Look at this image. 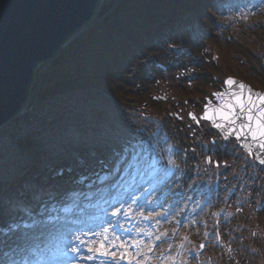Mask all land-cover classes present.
<instances>
[{
	"label": "rangeland",
	"instance_id": "374dc122",
	"mask_svg": "<svg viewBox=\"0 0 264 264\" xmlns=\"http://www.w3.org/2000/svg\"><path fill=\"white\" fill-rule=\"evenodd\" d=\"M263 10L264 0H249L236 14L226 3L217 16L227 20L239 40L264 56V33L259 31L264 28ZM145 60L150 74L147 90L165 95L167 108L190 132L191 145L177 135L176 123L150 106L126 103L93 87L55 94L39 103L28 99L24 111L0 127V235L20 225L62 226L37 236L28 246L36 255L20 258L23 264H41L44 256L42 264H69V255L75 264H264V166L235 138L223 139L199 117L206 98H213L223 83L213 87L195 83V71L181 78L180 70L159 63L153 74L154 59L148 55ZM38 66L37 70L45 68L44 63ZM180 86L205 94L186 97ZM112 111L132 115L137 130L131 146L138 145L162 170L155 178L146 176L130 199L120 192L108 194L118 177L113 160L71 159L69 154L73 135L67 125L79 124L74 130L82 137L87 135L81 129L85 123L119 121V113ZM25 135L31 144L24 146L20 140ZM186 153L194 159L185 161ZM57 168L72 178L59 175ZM164 193L177 195L166 200ZM108 195L119 211L114 229L113 216L96 218L98 213L81 209ZM136 222L143 224L134 227ZM17 260L9 257L5 264Z\"/></svg>",
	"mask_w": 264,
	"mask_h": 264
},
{
	"label": "trees",
	"instance_id": "16d2710c",
	"mask_svg": "<svg viewBox=\"0 0 264 264\" xmlns=\"http://www.w3.org/2000/svg\"><path fill=\"white\" fill-rule=\"evenodd\" d=\"M248 1L103 0L95 18L70 37L68 43L44 63V69H36L28 99L39 103L55 94L93 87L123 102L150 106L176 123L177 135L191 145L190 132L182 125L180 116L167 108L165 95L147 90L145 81L150 74L144 67V59L148 55L154 59L150 63L153 74L159 63L172 71L180 70L177 72L181 78L193 70L195 83H208L211 87L233 75L255 88L264 89V56L239 40L227 20L217 16V11L226 3L236 14L241 11L243 2ZM219 24L222 25L220 33L216 29ZM259 31L264 33V28ZM179 92L186 97L205 94L202 89L196 91L183 86ZM20 143L25 146L31 144V140L25 135ZM188 158L194 159L189 154ZM58 172L72 178L71 173L63 169ZM54 231V225L36 224L20 225L2 233L0 264H5L9 257L36 255L30 254L28 246L36 242L37 236ZM15 264L23 263L19 259Z\"/></svg>",
	"mask_w": 264,
	"mask_h": 264
},
{
	"label": "water",
	"instance_id": "95a60500",
	"mask_svg": "<svg viewBox=\"0 0 264 264\" xmlns=\"http://www.w3.org/2000/svg\"><path fill=\"white\" fill-rule=\"evenodd\" d=\"M98 0H0V126L15 117L26 103L34 80L37 66L51 58L62 44L88 21L94 14ZM232 78L237 81L228 85ZM248 87L240 89L239 84ZM221 93H241L247 100L251 93L255 107L252 109L254 119L247 120L246 113L236 107L238 116L224 120L216 109L235 101L230 95L218 97ZM263 89L254 88L251 84L237 76H227L222 89L214 92V97L207 98L200 117L208 120L224 139L236 138L250 155L264 164V136L257 131V119L260 110L264 109ZM211 109V111H210ZM235 120L232 123L231 120ZM264 123V119H261ZM219 124L221 127H217ZM241 125H250L241 129ZM255 133V135H254Z\"/></svg>",
	"mask_w": 264,
	"mask_h": 264
},
{
	"label": "bare ground",
	"instance_id": "6f19581e",
	"mask_svg": "<svg viewBox=\"0 0 264 264\" xmlns=\"http://www.w3.org/2000/svg\"><path fill=\"white\" fill-rule=\"evenodd\" d=\"M102 2L103 0L97 1L92 17L84 22L77 31L70 35V37L83 30L82 28L84 25L95 18ZM70 37L64 44H62V46L68 43ZM55 53L56 52L52 54L51 58ZM48 60H45L40 64L46 63ZM24 108L25 106H23L19 113H22ZM112 113H119V121L113 122L106 119L104 122L101 121L95 124L93 122L85 123V126H82L81 129L86 131L87 135L82 137L77 136L74 130L79 127V124L69 123L66 128H68V134L73 135L68 141L69 154L71 159H76L82 156L85 158L103 156L113 160L114 165H118L114 168L115 171L118 172V177L116 183L113 184V188L111 191L109 190L108 194H117L120 192L123 197L130 199L133 198V192L135 194L138 188L146 182L144 180L146 176L149 178H155L162 172V170H159L158 166L155 165L154 158H149L147 154L140 152L138 145L134 147L131 146L130 143L132 142L133 131L137 130L136 123L130 121L132 120V115L123 111H118L116 113L112 111ZM135 175H138L139 178L135 179ZM138 180L139 182L135 186L130 187V185H128L129 183H136ZM145 188H149V186H146ZM109 196L110 195L104 198H101L100 196L101 201L98 204L90 202L87 206H82L81 209L87 210L86 212L94 211L96 214L98 213L96 218L106 215L114 216L118 213V210L113 209L112 206L114 202ZM134 200L136 201L137 198L134 197ZM90 219H93V217H90Z\"/></svg>",
	"mask_w": 264,
	"mask_h": 264
},
{
	"label": "snow or ice",
	"instance_id": "6c2138e0",
	"mask_svg": "<svg viewBox=\"0 0 264 264\" xmlns=\"http://www.w3.org/2000/svg\"><path fill=\"white\" fill-rule=\"evenodd\" d=\"M226 83L228 85H234L237 83V81L233 80L232 78H229ZM248 86L244 85L243 83L239 84V88L240 89H246ZM216 95L218 97H224L226 95H230L231 98L235 101V105L231 102H228L225 107L229 110V111H224L223 108H219L216 109L215 111L218 112L221 115V118L224 120H230L234 115L238 116V113H236V107L238 106L240 109V112L246 113L247 115V120L248 121H252L254 119L252 113V109L255 107V104L252 100V96L251 93L249 94L247 100H244L242 98V94L241 93H221V92H217ZM261 101L264 102V96L260 97ZM211 111V109H210ZM193 118L195 119V116L193 114ZM205 119H212V116L209 113H205ZM261 119H264V109L260 110V118L257 119V131L259 132V134L261 136H264V123H261ZM232 123H235V120H231ZM217 127H221V125L217 124ZM244 127H249L250 125H241V129H243ZM255 135V133H254ZM262 147H264V145H262Z\"/></svg>",
	"mask_w": 264,
	"mask_h": 264
}]
</instances>
